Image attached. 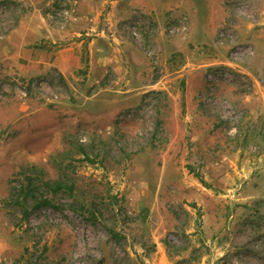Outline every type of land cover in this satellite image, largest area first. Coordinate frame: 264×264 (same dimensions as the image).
Returning a JSON list of instances; mask_svg holds the SVG:
<instances>
[{"label": "rangeland", "instance_id": "374dc122", "mask_svg": "<svg viewBox=\"0 0 264 264\" xmlns=\"http://www.w3.org/2000/svg\"><path fill=\"white\" fill-rule=\"evenodd\" d=\"M0 264H264V0H0Z\"/></svg>", "mask_w": 264, "mask_h": 264}, {"label": "trees", "instance_id": "16d2710c", "mask_svg": "<svg viewBox=\"0 0 264 264\" xmlns=\"http://www.w3.org/2000/svg\"><path fill=\"white\" fill-rule=\"evenodd\" d=\"M45 190H41V188ZM73 184H68L64 180L59 179L55 181L50 180H40L36 181L31 175L27 177L26 184H22L19 190V195L21 201L25 202L28 199L34 201V207H40L42 205L52 204V196L49 193L55 194L61 190H66L69 193H73ZM85 204H81V207H84ZM25 214H28V210H24ZM93 215V212H90ZM94 216V215H93Z\"/></svg>", "mask_w": 264, "mask_h": 264}]
</instances>
